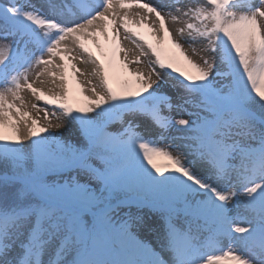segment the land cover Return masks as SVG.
Listing matches in <instances>:
<instances>
[{
    "label": "snow or ice",
    "instance_id": "snow-or-ice-1",
    "mask_svg": "<svg viewBox=\"0 0 264 264\" xmlns=\"http://www.w3.org/2000/svg\"><path fill=\"white\" fill-rule=\"evenodd\" d=\"M0 264H264V0H0Z\"/></svg>",
    "mask_w": 264,
    "mask_h": 264
},
{
    "label": "rangeland",
    "instance_id": "rangeland-1",
    "mask_svg": "<svg viewBox=\"0 0 264 264\" xmlns=\"http://www.w3.org/2000/svg\"><path fill=\"white\" fill-rule=\"evenodd\" d=\"M170 22H171V21H170ZM169 25H170V27H173V28L178 27V26H176V25H173L172 23H170ZM184 48L187 50V49H188V45L185 44V45H184ZM188 54L192 57L193 60H196V61L199 60V57L196 56V55H194L192 52L189 51ZM133 59H135V58H133ZM141 60L144 61V58L141 57ZM136 66H137V65L133 64V68H135ZM144 66H145L144 63H141L140 67L143 68ZM81 68H82V67H81ZM73 90H74V93L78 95V93L75 91V83H73ZM45 91H47V87H45ZM23 95H24L25 98H26V103H37V101L35 100V98L31 96V93H30V92H25V93H23ZM40 106L43 107L42 104H41ZM25 110L31 111V112H32V116H33V118H35L36 113H35L34 110H31V109H25ZM41 115H42V113H41ZM41 123H43L42 120H41Z\"/></svg>",
    "mask_w": 264,
    "mask_h": 264
},
{
    "label": "bare ground",
    "instance_id": "bare-ground-1",
    "mask_svg": "<svg viewBox=\"0 0 264 264\" xmlns=\"http://www.w3.org/2000/svg\"><path fill=\"white\" fill-rule=\"evenodd\" d=\"M145 2H147V0H145ZM133 10H134V9H129L130 12L133 11ZM130 19H132L131 16H130ZM170 23H171V22L169 21V24H170ZM176 26L179 27V25H176ZM109 31H111L110 28H109ZM141 31H143L145 35H150V33L148 32L147 29H141ZM89 46L93 48V51H97L95 45L89 44ZM123 46H124L125 48H133V47H134L133 45H131V44L128 43V42H124ZM122 55H123V53H121V56H122ZM133 58H135V53H131V54H130V59L134 60ZM143 58H144V57H143ZM79 66L82 67V68L84 67L83 64H81V65H79ZM130 66L133 67V64H131ZM35 86L38 87V88L41 87L40 84H36ZM45 87H46V86H45ZM46 92H47V91H46Z\"/></svg>",
    "mask_w": 264,
    "mask_h": 264
}]
</instances>
